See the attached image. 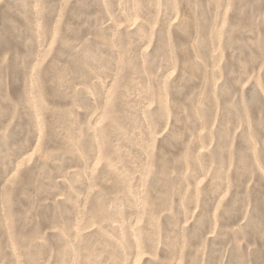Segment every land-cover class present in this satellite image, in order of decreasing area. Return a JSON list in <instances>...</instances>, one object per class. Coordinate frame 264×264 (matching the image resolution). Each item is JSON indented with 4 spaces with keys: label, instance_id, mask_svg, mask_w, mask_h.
I'll return each mask as SVG.
<instances>
[{
    "label": "rangeland",
    "instance_id": "374dc122",
    "mask_svg": "<svg viewBox=\"0 0 264 264\" xmlns=\"http://www.w3.org/2000/svg\"><path fill=\"white\" fill-rule=\"evenodd\" d=\"M0 264H264V0H0Z\"/></svg>",
    "mask_w": 264,
    "mask_h": 264
}]
</instances>
